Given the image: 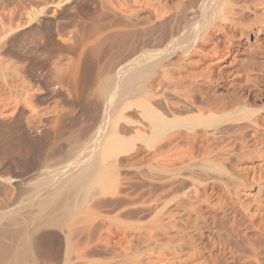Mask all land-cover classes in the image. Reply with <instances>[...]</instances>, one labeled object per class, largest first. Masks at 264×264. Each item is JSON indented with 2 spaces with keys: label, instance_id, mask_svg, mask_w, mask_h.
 Returning <instances> with one entry per match:
<instances>
[{
  "label": "bare ground",
  "instance_id": "bare-ground-1",
  "mask_svg": "<svg viewBox=\"0 0 264 264\" xmlns=\"http://www.w3.org/2000/svg\"><path fill=\"white\" fill-rule=\"evenodd\" d=\"M0 264H264V0H0Z\"/></svg>",
  "mask_w": 264,
  "mask_h": 264
},
{
  "label": "rangeland",
  "instance_id": "rangeland-1",
  "mask_svg": "<svg viewBox=\"0 0 264 264\" xmlns=\"http://www.w3.org/2000/svg\"><path fill=\"white\" fill-rule=\"evenodd\" d=\"M223 44H224V43H219V45H220V46L218 45V46H219V49H220L221 47H223ZM224 45H225V44H224ZM223 49H224V48H223ZM87 90H89V89H87ZM87 90H84V92L87 91ZM89 91H90V90H89ZM87 92H88V91H87ZM87 92H85V94H87ZM88 93H89V92H88ZM86 96H87V95H86ZM21 155H22V154H21ZM26 157H27V155H25V154H23V155L21 156L22 159H25Z\"/></svg>",
  "mask_w": 264,
  "mask_h": 264
}]
</instances>
